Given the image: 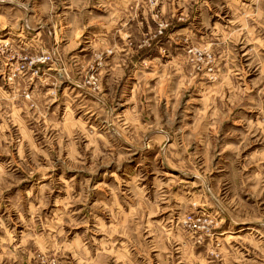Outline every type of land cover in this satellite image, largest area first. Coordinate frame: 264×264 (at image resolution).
<instances>
[{
  "label": "rangeland",
  "instance_id": "1",
  "mask_svg": "<svg viewBox=\"0 0 264 264\" xmlns=\"http://www.w3.org/2000/svg\"><path fill=\"white\" fill-rule=\"evenodd\" d=\"M7 1L0 264H264V0Z\"/></svg>",
  "mask_w": 264,
  "mask_h": 264
},
{
  "label": "crops",
  "instance_id": "2",
  "mask_svg": "<svg viewBox=\"0 0 264 264\" xmlns=\"http://www.w3.org/2000/svg\"><path fill=\"white\" fill-rule=\"evenodd\" d=\"M6 0H0V5H5V4H7V3H9V4H7V5H10L11 7H16L17 9H19V10H21L25 15L28 13L27 11H26V8H27V5H23V4H20V5H18V4H16V3H11V2H9V1H7V2H5ZM18 3V2H17ZM26 17L25 18H23V21H22V26H20V28H16L15 29V31H18L19 33V36L20 37H24V36H26V33H28L29 31H30V29H28V28H26L27 27V22H26ZM18 26V25H17ZM38 35V33L36 34V36ZM35 36V37H36ZM215 203V205H216V207L218 208V210L222 213V214H224L225 216H227L226 215V211H225V208L223 207V206H221L220 204H218L217 202H214ZM252 225L253 226H263L264 227V223H262L261 221L259 222H252Z\"/></svg>",
  "mask_w": 264,
  "mask_h": 264
}]
</instances>
